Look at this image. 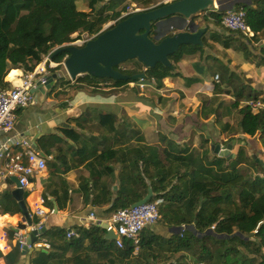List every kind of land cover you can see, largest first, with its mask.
Returning a JSON list of instances; mask_svg holds the SVG:
<instances>
[{
    "label": "crops",
    "instance_id": "1",
    "mask_svg": "<svg viewBox=\"0 0 264 264\" xmlns=\"http://www.w3.org/2000/svg\"><path fill=\"white\" fill-rule=\"evenodd\" d=\"M165 1L152 0L148 8L138 0H125V4L148 11ZM253 1L221 0L220 8L214 3L207 12H225L232 4L237 9L242 4L252 5ZM88 10L86 3L84 11ZM194 20L201 29L207 28L203 38L204 52L184 56L178 68L184 78L198 79L196 83L187 85L184 78L171 77L164 80V87L160 90L152 84L140 89L134 83L115 87L109 82L101 84L103 87L99 91L93 88L75 90L73 83H66L70 79L61 68L58 76L63 77L64 82L55 88V81L51 91L34 95L35 103L18 112L14 133L29 139L47 159V170L32 179L25 191V201L31 214L44 202L43 207L48 212L47 231L40 240L48 242L50 248L31 249L21 255L17 264H34L40 252L51 255L49 264H71L69 260L78 255L85 261L83 264H119L114 251L102 250L100 255L89 240L69 247L67 243L72 239L66 235L61 240L57 232L66 229L79 236L76 228L101 227L100 222L111 215L107 211L117 199L126 173L130 174L134 155L146 151L144 146L163 150L166 146L163 139L167 138L183 151L201 152L210 148L214 153L212 146L220 145L226 149L231 145L235 157L230 160L236 159L242 149L248 157L264 161V137L260 134L251 137L240 127V110L246 107V102L255 99L256 94L264 98V65L247 60L240 44L246 43L250 51L259 55V50L264 48V37L250 44L221 24L216 25L211 17L207 20L196 17ZM180 26L179 21H174L163 31L171 36L179 32ZM226 40L230 48L223 46ZM16 71L24 74L22 70ZM226 71L230 73L229 77L223 76ZM216 75H221L219 80ZM100 114L115 116V127H128L129 130L124 129L118 134L99 130ZM130 128L139 133L133 134ZM75 136H80L78 142ZM206 140H209V147ZM95 150L98 155L105 152L106 157L99 160L95 157ZM15 189L13 181L1 187L0 201ZM107 189L114 193L112 202L99 204L97 199L103 197ZM51 210L54 212L50 213ZM91 213L95 216V223L90 218ZM23 218L22 211L9 214L0 208L1 264H7L4 257L17 245L15 237L3 241L1 236L10 230L30 235L31 228ZM150 231L167 238L173 233L161 225L150 228ZM142 262L152 264L154 260L143 258ZM127 264L131 262L127 261ZM155 264L161 263L155 261Z\"/></svg>",
    "mask_w": 264,
    "mask_h": 264
},
{
    "label": "trees",
    "instance_id": "2",
    "mask_svg": "<svg viewBox=\"0 0 264 264\" xmlns=\"http://www.w3.org/2000/svg\"><path fill=\"white\" fill-rule=\"evenodd\" d=\"M79 1H85L89 10H79L77 6ZM138 2L147 8L152 4V0ZM241 9L246 12L247 23L255 36L251 40L238 34L239 37L250 44L253 41L258 42L264 37V0H254L252 5H239L236 10ZM126 12L125 0H0V90L11 87L6 79L11 81L13 71L33 72L48 55H51L52 61L58 64L57 67H49V77L57 75L55 79L57 88L64 82V78L58 76V71L69 54L64 51L55 54V50L73 43L75 34L97 37L105 25L114 22L112 26L114 27L132 16L128 14L123 17ZM223 15L224 12L213 11L208 17H211L216 25H220ZM223 46L231 47L228 40ZM240 50L244 52L247 60L264 65V48L256 55L249 50L246 43L241 42ZM203 52L204 48L201 46H184L169 58L171 67L158 64L145 70V67L136 60L135 68L126 70L119 68V71L129 76L145 73L146 78L143 82L152 84L160 90L164 87L165 79L184 78L178 68L184 56ZM229 75L230 73L226 71L223 76ZM184 80L187 85L198 81L187 78ZM108 82L115 87H122L139 81H113L96 79L88 75L66 81L70 85L73 83L72 87L75 90L93 88L95 91L101 90V84ZM248 98H251V95ZM255 98L259 96L256 94ZM240 113L242 115L240 127L243 133L251 137L259 134L264 137V112L253 113L249 107H244ZM98 118L99 130L115 134L123 132L124 129L129 130L128 127H115V116L100 114ZM130 131L133 134L139 133L132 128ZM75 138L76 142L80 140V136ZM163 141L166 145L163 150L144 146L146 151H138L134 155L130 174L126 173L117 199L107 213L112 214L132 207L144 200L152 190L153 196L149 202L163 200L159 206L161 219L157 225L169 229L184 227L183 231L180 234L173 232L167 238L155 235L150 228L146 229L142 233L139 252L136 255L134 254L136 246L132 242L126 241L124 248L120 249L115 241L106 238L107 233L102 227L95 226L90 229L76 228L79 236L68 242L67 246L80 245L84 240H89L100 255L103 253L102 250L114 251L119 264L124 262L127 264V261L131 264H142V257L145 255L153 259L154 263L159 261L161 264H185L173 263L167 260V257L160 262L164 254L172 256L182 252L191 253L202 264H264L263 166L256 159L248 157L242 149L236 159L228 160L217 155L212 156L208 150L183 151L179 145L167 138ZM205 142L209 143V140ZM46 152L48 153L47 150ZM111 152L117 154L115 151ZM105 154L104 152L98 155L95 150V157L99 160L104 159ZM250 166L258 170V174L253 177L242 172ZM113 195L114 193L107 189L97 202L102 205L110 204ZM0 208L9 214L21 213V208L12 193L3 196ZM67 232L66 229H60L57 236L63 240ZM7 233L9 238L14 237L13 230ZM24 253L25 251L16 245L4 258L7 264H17ZM250 254L255 256L254 259L249 257ZM256 257L259 260H256ZM50 259L51 255L40 252L34 264H49ZM69 262L83 264L85 261L78 255Z\"/></svg>",
    "mask_w": 264,
    "mask_h": 264
},
{
    "label": "water",
    "instance_id": "3",
    "mask_svg": "<svg viewBox=\"0 0 264 264\" xmlns=\"http://www.w3.org/2000/svg\"><path fill=\"white\" fill-rule=\"evenodd\" d=\"M214 3L219 8L221 7V0H179L166 3L163 7L138 11L114 27L112 25L103 30L97 37L86 42L84 46L69 45L55 50V54L62 51L69 54L63 65L70 80H76L84 75L113 81L136 82L144 80L146 78L145 73L129 76L119 71V67L132 60L139 61L146 70L154 68L158 64L171 67L169 58L182 47H203V38L207 33V28L201 29L194 18L205 13L211 6H214ZM234 6L235 4H232L228 10L234 9ZM174 21H179L181 26L178 28V33L169 36L163 29L169 27ZM56 78L57 75L48 77L44 85L38 83V86L31 92L38 96L40 92L51 91ZM212 149L219 157L229 160L235 157L232 154L233 147L231 145H228L226 149H222L220 145H215L212 146ZM256 160L264 168V161L258 158ZM13 182L16 189L12 195L21 208L23 220L28 223L29 227H32L33 219L25 201V190L17 178H14ZM152 196L153 191L150 190L149 195L133 207L149 202ZM113 204L114 202L109 208ZM101 227L106 231L107 223H102ZM183 229L184 227H177L172 228L171 231L180 234ZM46 231L47 229L44 228L41 234L46 233ZM38 234L37 231H34L30 236L29 243H36ZM106 238L115 241L117 235L115 232H108ZM24 250L25 252L28 251L27 248Z\"/></svg>",
    "mask_w": 264,
    "mask_h": 264
},
{
    "label": "built area",
    "instance_id": "4",
    "mask_svg": "<svg viewBox=\"0 0 264 264\" xmlns=\"http://www.w3.org/2000/svg\"><path fill=\"white\" fill-rule=\"evenodd\" d=\"M167 1V3H172L179 0ZM221 23L227 31L240 34L246 39L251 40L255 36L247 23L246 12L243 9L225 11ZM53 66L57 67L58 64L52 61L51 55L45 56L33 72L24 73L19 77V84L10 81V88L0 90V136L3 135L0 138V189L17 178L21 187L26 191L31 185L32 179L47 170V159L44 155L33 147L29 139L14 133V131L18 112L35 103V97L31 91L38 86V83L44 85L47 82L49 67L53 68ZM215 78L219 80L220 76L216 75ZM143 81L134 83V86L144 89L147 84ZM246 107H249L253 113L264 112V98L251 99L246 102ZM162 202L163 200L159 199L137 207L132 206L119 210L112 213L106 221L100 222V226L102 223H107L106 233H116L115 243L118 248H124L126 241L132 242L136 246L134 253L136 255L139 252L142 233L146 229L156 226L161 219L159 206ZM43 205L44 202L41 203V206H37L34 213L31 214L33 226L30 227V235H23L20 231L14 234L16 244L23 251L25 248L28 251L35 248H50L48 242L40 240L43 235L41 231L46 227L48 216ZM53 212L51 210L50 213ZM90 218L95 223L93 213L90 214ZM34 231L39 234L36 243L31 244L29 239ZM67 237L73 239L78 237V234L69 231ZM1 240H9L7 232L1 236Z\"/></svg>",
    "mask_w": 264,
    "mask_h": 264
},
{
    "label": "rangeland",
    "instance_id": "5",
    "mask_svg": "<svg viewBox=\"0 0 264 264\" xmlns=\"http://www.w3.org/2000/svg\"><path fill=\"white\" fill-rule=\"evenodd\" d=\"M168 1H165V3L164 4H166ZM85 5H86V2L85 1H79V2H77V6H78V8H79V10H84V7H85ZM138 11H143V8L142 7H138V6H136V5H132V4H129V5H127V12L126 13H124L123 14V17H125V16H127L128 14H133V13H136V12H138ZM208 11V10H207ZM205 12V13H202L201 15H199V16H197V18H199V17H208L213 11H210V12ZM215 12H217V11H215ZM204 14H206V15H204ZM112 25H114V22H111V23H109V24H107V25H105L104 26V28H103V30H105V29H107L108 27H110V26H112ZM221 25H222V23H221ZM102 30V31H103ZM96 36H89L88 34H81V35H78V34H75V35H73V39L75 40L73 43H70V44H66L64 47H66V46H69V45H78V46H84L85 45V43L86 42H88L89 40H91V39H93V38H95ZM134 61H136V60H132V61H128L127 63H124V64H122L119 68L121 69V70H126V69H133V68H135L136 66H137V63L136 62H134ZM55 66H53V68H54ZM65 69V66L63 65L62 66V69ZM65 73H66V75L69 77V75H68V73H67V71H66V69H65ZM85 76V75H84ZM83 77V76H82ZM80 78V77H79ZM69 79H70V77H69ZM78 79V78H77ZM208 145V147H209V144H207L206 143V146ZM208 151H210V154L212 155V156H214V153H212V151L210 150V148L208 149ZM251 159H253L252 157H251ZM245 169H247V168H245ZM242 171V170H241ZM257 168L255 167L254 168V166H250L247 170H245L244 171V169H243V171L242 172H244V173H247L249 176H255L256 174H258L257 173ZM260 174H261V171H260ZM165 256H162V259L160 260V262H163L164 260H165V258L164 257H167V260H171L173 263H180V262H182V263H185V264H202V263H199L198 261H197V259L191 254V253H187V252H182V253H179V254H176V255H170V254H164ZM249 257L252 259H254V255L253 254H250L249 255ZM143 258H147V259H150V257L149 256H147V255H145V256H143L142 257V259ZM256 260H259V258L258 257H256L255 258ZM152 264H155L154 262L152 263Z\"/></svg>",
    "mask_w": 264,
    "mask_h": 264
},
{
    "label": "bare ground",
    "instance_id": "6",
    "mask_svg": "<svg viewBox=\"0 0 264 264\" xmlns=\"http://www.w3.org/2000/svg\"><path fill=\"white\" fill-rule=\"evenodd\" d=\"M23 74V73H22ZM21 72L20 71H15L12 73V77H11V82H14L16 84H19L20 83V79L19 77L22 76Z\"/></svg>",
    "mask_w": 264,
    "mask_h": 264
}]
</instances>
